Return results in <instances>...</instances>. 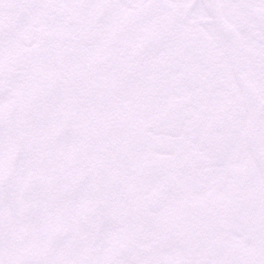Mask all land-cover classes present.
<instances>
[{
  "label": "snow or ice",
  "instance_id": "6c2138e0",
  "mask_svg": "<svg viewBox=\"0 0 264 264\" xmlns=\"http://www.w3.org/2000/svg\"><path fill=\"white\" fill-rule=\"evenodd\" d=\"M0 264H264V0H0Z\"/></svg>",
  "mask_w": 264,
  "mask_h": 264
}]
</instances>
